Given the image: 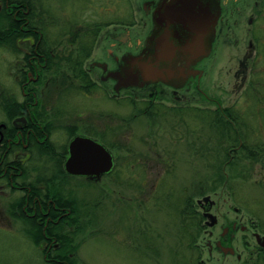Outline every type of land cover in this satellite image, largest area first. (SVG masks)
<instances>
[{
	"label": "rangeland",
	"instance_id": "374dc122",
	"mask_svg": "<svg viewBox=\"0 0 264 264\" xmlns=\"http://www.w3.org/2000/svg\"><path fill=\"white\" fill-rule=\"evenodd\" d=\"M142 1L39 0L35 13L49 41H61L60 47L73 59L80 61L85 55L79 51L85 46L82 43L88 44L91 56L83 58L85 66L101 58L110 33L139 24ZM220 60L209 63L205 87L211 97L223 99V106L245 114L230 126L242 133L247 151L238 148L234 132L221 129L214 104L199 102L177 109L176 114L134 118L145 110L144 104L110 100L111 90L102 94L99 84L93 95L67 92L51 103L61 110L55 122L62 127L54 137L56 145H68L66 127L84 134L97 123L95 135L112 150L117 163L99 183L68 179L60 187L65 197L77 202V224L58 229L77 247L73 264H258L264 259V250L251 235L252 229L264 234V153L260 152L264 149V85L255 91L259 100L251 93L248 104L246 93L237 97L229 67L221 69L228 59L225 64ZM19 68L20 60L0 49V86L6 91L12 87L17 95L12 76ZM253 75L264 80V71ZM98 115H109L112 127H102ZM53 171L50 165L34 163L33 178L50 177ZM207 196L217 218L212 228L206 226L198 205ZM12 200L11 191L0 187V264H47L45 248L28 234L34 229L29 218L10 213ZM234 222L245 231L236 233V256L225 257L215 244L223 228Z\"/></svg>",
	"mask_w": 264,
	"mask_h": 264
},
{
	"label": "flooded vegetation",
	"instance_id": "af4514ba",
	"mask_svg": "<svg viewBox=\"0 0 264 264\" xmlns=\"http://www.w3.org/2000/svg\"><path fill=\"white\" fill-rule=\"evenodd\" d=\"M170 1L143 0L139 10L142 14L139 24L123 26L120 31L112 32L107 36L109 47L101 58L85 63L83 66L89 79V85L95 84L97 87L99 84L102 94L105 93V95H108V91L111 90L110 100L128 99L130 101L134 99L144 104L145 110L136 113L134 118L141 115L155 117L158 114L161 116L162 112L163 114H176L177 109L188 108L199 102L214 104L217 106L214 115L219 118L218 124L223 127L221 129L225 133H235L236 139H239V148L244 144L243 135L237 127L230 125L236 124V119L239 116L245 117V114L239 113L236 109L231 110L232 107L223 106L222 98L211 97L205 87L206 78L210 62L222 57L220 61L225 64L228 59L227 64L222 65L221 69L225 66L229 67L228 73L234 80L233 87L237 89V97L246 93L245 99L249 104L248 98L252 93L259 100V94L255 91L258 86H261L260 84L264 85V80L255 79L253 72L263 73L264 71V0H219L220 15L209 55L196 65L187 66L184 60L178 63V67L186 74L191 73L187 74L185 81H174L168 84L160 80L144 87H129L116 91L117 82L111 78L110 72L124 67V58L142 55L149 45V38L154 33H156V38L162 40L163 43H168L167 39H169L174 42V46L181 47L182 40L178 44L176 40H172V36L170 39L172 27L166 22L159 20L155 22L154 19V15L161 12V5L168 4ZM39 5H41L39 0H0V49L9 52L14 59L18 58L21 63L17 76H12L19 94L17 95L12 87L6 91L0 86V89L3 88L0 90V111L2 113L0 118V182L3 185L0 187L5 186L12 193L10 213L28 217L32 228H41L49 238L48 229L56 227L61 222L64 223L65 217L73 211L67 205L76 202L75 198L65 197L60 187L68 179L99 183L111 174L96 182L85 177L69 175L64 168L69 154V143L74 137L85 136L101 142L102 139L94 135L98 131L97 123L94 124L95 126L92 124L88 126V131L84 134L78 133L77 128L75 131V128L66 127L63 131L69 133L70 140L68 145L64 146L66 152L63 150L64 147L61 148L59 159H55V156L48 151V145L55 143L54 137L62 131L61 125L55 123L60 119L61 110L59 107L57 109L55 106L52 107L51 103L57 98L59 101L67 92L77 93V91L65 90L66 62L64 59L67 54L60 47L61 41H49L42 23L38 20L40 17L35 13ZM183 28L179 25L178 32L182 33ZM186 45L188 46V43ZM89 56H91L90 53ZM260 66L262 71H259ZM95 87L91 93L83 92L82 94L84 96L93 95ZM178 111L182 114L180 110ZM98 117L101 118V126L107 127L106 130L112 127V118L109 115H98L95 117L96 120ZM92 121L94 122V119H91ZM72 131H75L76 135L71 136ZM104 146L114 156L112 150ZM243 149L247 151V146L244 145ZM260 152L264 153V149ZM39 156L41 159L38 158ZM114 159L116 167L115 156ZM34 163L42 164L44 167L50 165L55 173H52L50 177L43 174V177L34 180ZM56 182L59 183V187H55ZM199 207L204 216L203 207L201 205ZM204 218L207 219L205 216ZM242 230L245 231V228L240 227L237 222L225 226L220 239L215 244L216 249L225 257H235L236 252L232 254L226 249H234L236 233ZM256 234L264 237V234L252 229L251 235L256 242ZM210 247L212 248V245ZM259 247L263 252L264 249L258 244ZM42 248H48V242L43 244ZM257 252L260 253L261 250ZM241 259L238 255L237 260Z\"/></svg>",
	"mask_w": 264,
	"mask_h": 264
},
{
	"label": "water",
	"instance_id": "95a60500",
	"mask_svg": "<svg viewBox=\"0 0 264 264\" xmlns=\"http://www.w3.org/2000/svg\"><path fill=\"white\" fill-rule=\"evenodd\" d=\"M160 10V13L154 15L155 22H166L172 27L170 39L172 36V40H176L178 44L182 40L181 47L174 46V42L169 39L168 43H163L154 33L142 55L124 58L125 66L110 72L111 78L117 82V92L129 87H144L160 80L168 84L185 81L187 74L191 73L186 74L178 67V63L184 60L187 66L196 65L209 55L220 15L219 0H171L168 4L161 5ZM179 25L184 27L182 33L178 32ZM68 151L64 168L69 175L99 182L115 169L113 154L100 141L90 137H74L69 143ZM198 204L205 211L204 216L208 219L206 225L214 227L217 218L210 212L214 204L211 198L207 196L198 201ZM256 238L264 248V237L256 234ZM226 250L235 253L232 248Z\"/></svg>",
	"mask_w": 264,
	"mask_h": 264
},
{
	"label": "trees",
	"instance_id": "16d2710c",
	"mask_svg": "<svg viewBox=\"0 0 264 264\" xmlns=\"http://www.w3.org/2000/svg\"><path fill=\"white\" fill-rule=\"evenodd\" d=\"M1 28V27H0ZM1 30V29H0ZM96 34V31H93ZM81 34H79L80 37ZM74 37H78V35H74ZM82 38V37H81ZM94 40H92L91 45H93ZM83 49L81 53H85L84 57L81 55L80 61H77L72 54H67L65 57V90H75L80 91L81 93H91L92 89L95 87V84L89 85V79L85 73V69L83 67V58L89 56L87 51L88 44L82 43ZM83 51V52H82ZM60 63V62H59ZM52 66V63L50 62ZM77 83H76V82ZM71 136L76 135L75 131H72ZM95 135V134H94ZM49 153L55 156V159H59V153L61 147L56 145L55 143H51L48 145ZM64 152H66V147L63 148ZM68 208H71L73 211L71 214L65 217L64 223H59L56 227H50L48 229L49 238H47L46 234L41 228L35 227L34 229H29L28 234L32 238L33 242L42 248V245L48 242V248L43 249V256L47 264H73V256L77 251L76 245H74L73 240L68 237L65 233H61L58 229L61 227L66 229L68 225H76L77 218H76V202H72L71 204L67 205ZM24 219L27 217H23ZM52 224H50L51 226ZM72 237V233L69 232ZM73 238V237H72ZM263 256V254H262ZM260 260V259H259ZM258 264H264V259L261 258Z\"/></svg>",
	"mask_w": 264,
	"mask_h": 264
}]
</instances>
